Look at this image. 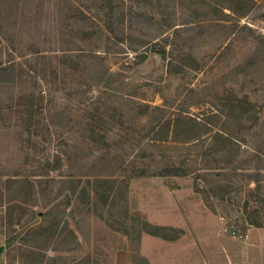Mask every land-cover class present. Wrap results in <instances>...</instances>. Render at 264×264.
<instances>
[{
  "label": "rangeland",
  "instance_id": "obj_1",
  "mask_svg": "<svg viewBox=\"0 0 264 264\" xmlns=\"http://www.w3.org/2000/svg\"><path fill=\"white\" fill-rule=\"evenodd\" d=\"M0 64L17 67L0 76V264H33L1 221L21 197L74 231L45 251L57 264H117L120 251L146 264L139 200L153 190L198 192L219 237L264 224V0H0ZM247 205L261 211L251 221Z\"/></svg>",
  "mask_w": 264,
  "mask_h": 264
},
{
  "label": "crops",
  "instance_id": "obj_2",
  "mask_svg": "<svg viewBox=\"0 0 264 264\" xmlns=\"http://www.w3.org/2000/svg\"><path fill=\"white\" fill-rule=\"evenodd\" d=\"M150 193L139 200L140 210L148 212V222L184 234L174 241L143 234L138 254L150 264H264V227L249 226L246 240L219 237V221H209V209L195 190ZM116 260L130 264L128 251H120Z\"/></svg>",
  "mask_w": 264,
  "mask_h": 264
},
{
  "label": "trees",
  "instance_id": "obj_3",
  "mask_svg": "<svg viewBox=\"0 0 264 264\" xmlns=\"http://www.w3.org/2000/svg\"><path fill=\"white\" fill-rule=\"evenodd\" d=\"M152 53L156 56H159L162 59H166V48L163 47L160 44H155V46L152 49ZM65 58V57H64ZM64 60V59H63ZM64 63V62H62ZM23 67L22 65L20 66ZM16 65L10 64L8 66H3L0 64V76L2 78H5V80H2V82H10L11 80H8L12 77V81L16 77ZM233 113L228 114V118L232 119L235 118V121H237L236 118L240 121V124H243L246 122V116L249 113L247 108L243 105H237L233 106ZM184 117L180 120L175 119L174 121L168 120L165 124L162 126L167 130L168 135L171 132V129L173 131L174 135L177 134V132L180 130V128L185 124L183 122ZM32 125V122H31ZM190 123H187L186 126H189ZM159 128H162L159 126ZM215 141H224L226 144L235 142L230 134L224 131H220L215 134ZM236 143V142H235ZM186 172H178L175 173L174 170H171L170 172L165 173L163 176H170V175H184ZM259 180L256 181L258 183ZM8 185H13L15 183H21L16 180H8ZM21 189L25 190L29 197H32L35 195V189L33 185L28 186V183L22 182ZM254 199H259L257 195L252 194ZM20 199V203L16 202L18 200H8L7 207L5 210V214L1 216V221L3 227L10 228L12 231V235L7 240L8 244L10 246L17 245L19 243V249L21 252L22 257H29L30 260H32L33 264H57L59 261L56 260V258H50L47 256L45 251L52 250V246L57 243L58 240L64 237V235H69L74 238H76V235L72 229L69 227V223L64 220H60V217L62 215H57V212L55 210H49L45 213H36V212H29L28 209L24 205H28L29 202L27 200H24L23 197L18 198ZM31 201V200H30ZM0 202L3 203L4 199L3 196H0ZM261 205V202H258ZM257 203V204H258ZM3 207L4 205H0V209L3 213ZM31 213L33 216H39L40 219H42V223L38 226H29V222L22 223L23 220L28 217L29 213ZM260 210L256 208L255 211L249 212V206L246 207V214L248 216L247 220L251 221V217H254L256 215L260 214ZM34 218V217H33ZM32 218V219H33ZM141 224V230L137 232V243H139L141 236L143 234H149L151 236L161 238L163 240L168 241H174L177 240L180 236V232H178L176 229L168 228V227H159L154 226L148 222H140ZM252 225H255L256 227L262 228L264 227V224L261 222L260 218H256L254 222H251ZM6 225V226H5ZM19 228V231L16 230V228ZM18 232V233H17ZM17 233V234H15ZM14 235V236H13ZM146 264H148L147 260L142 259Z\"/></svg>",
  "mask_w": 264,
  "mask_h": 264
},
{
  "label": "water",
  "instance_id": "obj_4",
  "mask_svg": "<svg viewBox=\"0 0 264 264\" xmlns=\"http://www.w3.org/2000/svg\"><path fill=\"white\" fill-rule=\"evenodd\" d=\"M5 251V246H0V256L4 253Z\"/></svg>",
  "mask_w": 264,
  "mask_h": 264
}]
</instances>
